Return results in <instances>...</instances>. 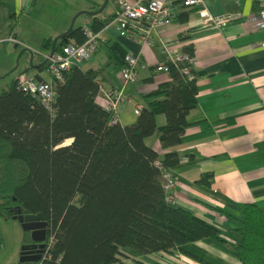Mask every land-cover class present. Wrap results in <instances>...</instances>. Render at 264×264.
<instances>
[{
    "label": "trees",
    "instance_id": "1",
    "mask_svg": "<svg viewBox=\"0 0 264 264\" xmlns=\"http://www.w3.org/2000/svg\"><path fill=\"white\" fill-rule=\"evenodd\" d=\"M187 15L179 13V20ZM90 16L87 26L75 25L59 37L54 50L72 41L83 43L85 27L99 31L114 14ZM52 42L46 38L42 46L50 49ZM183 50L194 55L191 44ZM166 65L169 80L143 95L146 107L125 125L113 120L114 110L96 102L97 69L76 64L63 80H54L50 108L18 87L17 77L25 71L0 90V216L45 215L46 233L55 239L45 264H110L205 238L233 250L240 264H264V211L259 205L244 203L240 215L206 205L239 236L232 243L217 226L167 198L166 172L180 162L177 146L190 124L187 116L197 104L198 90L192 65ZM186 66L193 78L183 73ZM159 114L165 116L162 125L156 122ZM149 136H156L166 152L149 146ZM67 139L70 143L63 145ZM196 181L210 186L212 173H202Z\"/></svg>",
    "mask_w": 264,
    "mask_h": 264
},
{
    "label": "crops",
    "instance_id": "2",
    "mask_svg": "<svg viewBox=\"0 0 264 264\" xmlns=\"http://www.w3.org/2000/svg\"><path fill=\"white\" fill-rule=\"evenodd\" d=\"M117 1H111L112 13L101 16L100 12L98 19L114 14ZM103 3L104 0L73 1L71 5L70 0H0V76L23 48L28 55L33 51V67L26 65L27 56L15 76L25 71L26 76L49 80L45 68H40L44 54L50 52L42 41L65 33L73 18V26H87L91 16L75 24L79 14L94 11ZM169 4L171 22L152 29L147 41L135 32L122 36L113 25L105 26L99 30L100 44L95 53L78 66L99 70L101 89L95 100L102 107L107 91L123 90L125 98L115 102L114 110L118 121L125 125L136 119V108L146 107L143 95L169 80V74L156 70V65L174 53L184 52L185 45L193 46L197 104L187 116L190 124L177 146L180 162L167 170L175 182L173 201L217 226L224 239L235 243L239 236L229 230L225 217L206 205L240 215L241 206L250 202L264 211V29H253L244 20L260 10L261 1L204 0V6L214 15L241 14L221 30L202 23L197 13L199 6L183 7L180 0H169ZM183 11L188 15L181 21L178 14ZM37 45L45 51H34ZM124 53L136 56L143 67L133 83L123 85L120 68ZM9 55H13L12 62ZM156 122L164 124L165 116L157 115ZM145 142L160 154L166 152L156 136L147 137ZM205 172L212 173L210 186L196 181ZM110 264L240 263L233 250L205 238L169 251L123 256Z\"/></svg>",
    "mask_w": 264,
    "mask_h": 264
},
{
    "label": "built area",
    "instance_id": "3",
    "mask_svg": "<svg viewBox=\"0 0 264 264\" xmlns=\"http://www.w3.org/2000/svg\"><path fill=\"white\" fill-rule=\"evenodd\" d=\"M261 1L260 10L254 14L244 18L247 24L253 29H264V0ZM183 7H198L197 13L202 19L204 25H211L217 29L224 28L229 22L241 18L239 12H229L223 14H212L204 6V0H180ZM171 9L169 0H118L117 9L113 18L106 25H113L119 35L127 36L134 32L142 39L147 41L149 33L152 29L167 25L171 22ZM138 30V31H136ZM85 41L83 43H76L74 41L63 45L61 49L54 50L52 53H45L46 72L50 76L49 80H37L34 77L26 76L21 73L17 77L18 87L27 93L36 95L41 103L50 108L55 96L54 80L61 81L64 79L65 72L69 71L73 65H78L86 59H89L97 50L100 44V31H93L89 27H85ZM14 41V39H12ZM264 44V43H263ZM173 63L177 61H186L188 65H193L195 56L189 55L187 52L174 53L167 60ZM143 65L138 58L131 53H124L123 62L120 68L123 85L133 83L137 79L139 69ZM156 70L168 73L166 61L156 65ZM183 73L193 78L194 74L190 72L188 66L183 68ZM101 89V86L99 85ZM123 90L107 91L103 97L104 107L108 110H114V104L119 99H124ZM141 107L136 108V112ZM115 112V110H114ZM117 119L116 112L113 120ZM167 180L164 183V189L168 193L167 198L173 199L172 189L175 186L174 179L166 172ZM54 236L46 234L44 240V247L38 261L31 264H45V258L50 255V250L54 244Z\"/></svg>",
    "mask_w": 264,
    "mask_h": 264
},
{
    "label": "rangeland",
    "instance_id": "4",
    "mask_svg": "<svg viewBox=\"0 0 264 264\" xmlns=\"http://www.w3.org/2000/svg\"><path fill=\"white\" fill-rule=\"evenodd\" d=\"M80 2L82 0H70V5L72 2ZM87 1V0H85ZM105 1V0H104ZM112 0H108V4L105 7V9L103 11H101V13L103 12V15L112 13L114 8L112 6L111 3ZM102 6L98 7V10L101 9ZM55 10L58 9V6L54 7ZM78 12H76L77 14ZM98 13V14H101ZM75 14V15H76ZM87 16L88 12L79 14L78 16V21L75 24H80L79 21H81L80 19H86L87 20ZM74 20H76L74 18ZM72 23V22H71ZM70 23V24H71ZM84 24V23H82ZM38 47H34L35 49H33L34 51H36L37 49L39 53L45 51L44 48L40 47V45H37ZM99 47V46H98ZM38 55V54H37ZM28 56V58H30V55H28V52L23 50V48H21L20 50H18L17 54L15 55V58L13 60V64L12 66L4 73H2V75L0 77H2L0 79V90L1 89H5L8 88V86L11 84L12 80L16 77L15 74L20 71V68H22L21 66L24 64L25 62V58ZM11 57L13 58V55H9V62H12ZM27 58V62L26 65H30V61ZM37 61V59H36ZM67 142V141H66ZM63 142V145L69 144V143H65ZM23 239H24V231L21 227V224L16 220V219H7V218H3L0 216V264H15L18 262L19 259V254H20V248L21 245L23 244Z\"/></svg>",
    "mask_w": 264,
    "mask_h": 264
},
{
    "label": "water",
    "instance_id": "5",
    "mask_svg": "<svg viewBox=\"0 0 264 264\" xmlns=\"http://www.w3.org/2000/svg\"><path fill=\"white\" fill-rule=\"evenodd\" d=\"M108 0H105L104 3L101 5V9H96L94 11H86L88 14L97 15L100 13L105 5L107 4ZM74 18L72 20V23L69 26V29L61 34L59 37L66 34L72 27H73ZM59 37L53 38L52 46L50 48V53L54 51V44L56 43L57 39ZM30 55V67H33L32 65V57H33V51H29ZM45 59L40 63L45 64ZM41 80V79H37ZM13 219H16L23 229V231L29 232V241L23 242L20 248V254L18 262L15 264H23V263H32L35 261H38L40 259L43 247H44V240L46 238V228H47V221L45 219V215L43 213H36V214H18Z\"/></svg>",
    "mask_w": 264,
    "mask_h": 264
},
{
    "label": "bare ground",
    "instance_id": "6",
    "mask_svg": "<svg viewBox=\"0 0 264 264\" xmlns=\"http://www.w3.org/2000/svg\"><path fill=\"white\" fill-rule=\"evenodd\" d=\"M66 141H67V142H66ZM66 141H65L66 143L70 142V140H69V139H67Z\"/></svg>",
    "mask_w": 264,
    "mask_h": 264
}]
</instances>
